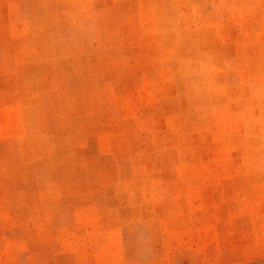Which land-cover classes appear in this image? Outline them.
I'll list each match as a JSON object with an SVG mask.
<instances>
[{
  "label": "rangeland",
  "instance_id": "374dc122",
  "mask_svg": "<svg viewBox=\"0 0 264 264\" xmlns=\"http://www.w3.org/2000/svg\"><path fill=\"white\" fill-rule=\"evenodd\" d=\"M0 264H264V0H0Z\"/></svg>",
  "mask_w": 264,
  "mask_h": 264
}]
</instances>
